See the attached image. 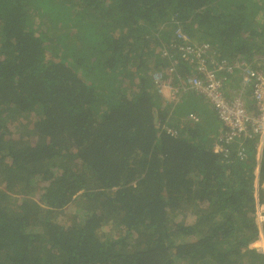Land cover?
<instances>
[{
	"label": "trees",
	"instance_id": "obj_1",
	"mask_svg": "<svg viewBox=\"0 0 264 264\" xmlns=\"http://www.w3.org/2000/svg\"><path fill=\"white\" fill-rule=\"evenodd\" d=\"M177 26L264 64V0H0V264H264L258 137L214 151L152 80L196 73Z\"/></svg>",
	"mask_w": 264,
	"mask_h": 264
},
{
	"label": "built area",
	"instance_id": "obj_2",
	"mask_svg": "<svg viewBox=\"0 0 264 264\" xmlns=\"http://www.w3.org/2000/svg\"><path fill=\"white\" fill-rule=\"evenodd\" d=\"M175 41L180 56L188 60L196 70L184 79L178 78L176 68L178 56L169 48L162 49V57L169 60L168 64L152 72L155 88L163 97L168 92L178 93L194 89L203 94L216 111L219 122L226 128L215 143L225 153L228 149L223 143H233L242 138L258 137V145L264 148V69L253 68L248 61L238 59L234 63L219 58L220 54L209 50L208 43L196 44L181 26L174 31ZM223 70L230 72L235 81H227L222 76ZM252 91L251 96L247 92ZM199 120V116L190 115ZM176 134L175 130L167 129ZM242 156V150L239 152Z\"/></svg>",
	"mask_w": 264,
	"mask_h": 264
},
{
	"label": "rangeland",
	"instance_id": "obj_3",
	"mask_svg": "<svg viewBox=\"0 0 264 264\" xmlns=\"http://www.w3.org/2000/svg\"><path fill=\"white\" fill-rule=\"evenodd\" d=\"M257 65L259 66V69H261V66L263 65L262 69H264L263 63L257 62ZM168 96L169 97H163V99L165 101H169V102L174 103L172 105V107L175 106L173 109L175 111L174 116L177 115L178 117L184 119L186 116H190L191 114L196 116L197 115L196 112H201L203 114V116H205L206 119H208V117L213 118L215 116V119L217 121V116H216L215 112L212 110L211 104L206 97L204 98L200 95L191 93L189 91H181V93H178L176 90L173 93L168 92ZM176 101H177V103H176ZM217 122H219V120ZM12 130H13L12 133H14L15 135L19 134V131H18L16 126ZM213 149H214V151H217V152L223 151V150H221V148L219 146H214ZM263 189H264V185H263ZM258 192H259V188H256V196H258ZM68 210L69 209H67V210L64 209L63 214H68ZM256 215H257L258 219L260 220V222H262L264 224V205H262V206L260 205L257 208ZM61 216L63 219L66 218L62 214H61ZM185 221L188 223H193L195 221V218H194V216L190 215L189 217L186 218ZM106 230H107V228H106ZM107 233H109L111 235H115V234H117V230L116 231L112 230V231H109ZM253 246H257L258 248H261L264 252V230H263V228H261L260 234H259L258 238L254 241ZM180 264H188V263L185 261H181ZM245 264H251V263L245 262Z\"/></svg>",
	"mask_w": 264,
	"mask_h": 264
},
{
	"label": "crops",
	"instance_id": "obj_4",
	"mask_svg": "<svg viewBox=\"0 0 264 264\" xmlns=\"http://www.w3.org/2000/svg\"><path fill=\"white\" fill-rule=\"evenodd\" d=\"M219 58L222 59V60L228 61V59L222 57L221 55L219 56ZM228 63H231V62L228 61ZM232 63H234V62H232ZM232 63H231V64H232ZM249 64H250V63H249ZM250 65H251V64H250ZM253 68H254V67H253ZM221 72H222V76H225L226 79H227V81H229V82H231V81H235V78H232V77H231L230 72H228V71H226V70H223V71H221ZM216 115H217V114H216ZM217 119H218V117H217ZM218 120H219V119H218ZM214 146H217V145L215 144Z\"/></svg>",
	"mask_w": 264,
	"mask_h": 264
}]
</instances>
